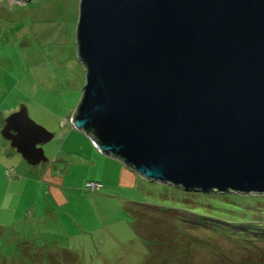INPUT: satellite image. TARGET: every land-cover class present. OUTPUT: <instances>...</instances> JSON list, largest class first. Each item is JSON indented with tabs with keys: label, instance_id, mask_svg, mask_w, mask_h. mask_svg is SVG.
Masks as SVG:
<instances>
[{
	"label": "water",
	"instance_id": "1",
	"mask_svg": "<svg viewBox=\"0 0 264 264\" xmlns=\"http://www.w3.org/2000/svg\"><path fill=\"white\" fill-rule=\"evenodd\" d=\"M70 123L143 178L264 192V0H79ZM0 137L28 164L53 132L24 104Z\"/></svg>",
	"mask_w": 264,
	"mask_h": 264
},
{
	"label": "rangeland",
	"instance_id": "2",
	"mask_svg": "<svg viewBox=\"0 0 264 264\" xmlns=\"http://www.w3.org/2000/svg\"><path fill=\"white\" fill-rule=\"evenodd\" d=\"M78 1L0 0V128L6 114L24 104L36 123L53 132L42 145L46 160L58 152L55 164L35 165L13 152L25 162L23 176L40 180L37 175L52 167L63 179L61 200L38 182L41 214L26 206L35 198L32 185L21 197H0V264H264V240L255 239L251 230L248 239L239 238L246 234L237 232L245 220L209 212L220 208L207 194L231 193L225 198L241 203L243 199L232 194L263 196L264 192L209 190L198 195L137 173L130 188L84 187L83 181L90 177L89 163L81 156L88 142L93 144L67 120L85 77L75 45ZM0 141L8 146L6 139ZM112 171L110 181L118 175ZM4 178L12 176L6 177L0 167V195ZM257 200L264 199L248 197L247 201ZM191 205L207 211L191 210ZM170 215L180 220L176 223ZM200 218L203 226L197 221ZM213 223L222 224L225 232H211ZM32 247L39 257L47 248L50 257L31 260L26 253L32 255ZM20 249L27 252L20 255Z\"/></svg>",
	"mask_w": 264,
	"mask_h": 264
},
{
	"label": "crops",
	"instance_id": "3",
	"mask_svg": "<svg viewBox=\"0 0 264 264\" xmlns=\"http://www.w3.org/2000/svg\"><path fill=\"white\" fill-rule=\"evenodd\" d=\"M69 131L70 128H67V130H65L67 134H69ZM59 135H61V132L59 133ZM2 142L3 141H0V167L3 168L4 175L6 177L10 175L12 176V178H4V186L2 187V193L0 197H3L4 195L5 200H9V198L13 199L16 196L21 197L24 194L26 195V193L29 191L28 188L32 185L31 189L35 191V198L34 200L32 199L31 202L28 201L26 203V206L27 208H31L34 214H36V212L41 214V210L38 208L39 204L36 201V191L39 182V185H41L42 183L45 184V186L49 191H51V193L56 194V196L54 197L55 199L61 200L59 198V195L60 185L63 179L59 174L54 173L52 167L49 169V171L37 175L40 180H34L30 178L29 175L23 176V171L26 169V166H24L25 162L21 160L18 154H14L15 151L13 148H11L9 145L7 146V144H3L4 142ZM89 143L90 142H88L89 146L87 152L85 151L83 156H81L83 162L89 163L87 164L89 165V167L86 173L90 177H87L85 180H97L101 183L100 187H103V190L105 191L109 190V188L113 186H118V188H130L132 185H134V180L137 175L134 171H132L124 164L117 162L116 158L107 154L100 153ZM57 152L50 157V161L46 160L47 162H45V164H55ZM41 162L37 164H40ZM5 164L12 165L6 166ZM45 168H49V166H46ZM14 169L18 173V177L14 176L16 174V172H14ZM37 169H40V167H37ZM112 169L116 171L118 175L116 178L110 181L109 175L113 173ZM85 180L83 182H85ZM0 201H2V198H0Z\"/></svg>",
	"mask_w": 264,
	"mask_h": 264
},
{
	"label": "trees",
	"instance_id": "4",
	"mask_svg": "<svg viewBox=\"0 0 264 264\" xmlns=\"http://www.w3.org/2000/svg\"><path fill=\"white\" fill-rule=\"evenodd\" d=\"M85 187V186H84ZM86 188V187H85ZM181 190V189H179ZM185 192V191H184ZM187 192H194L198 195H203L205 194V192H201L200 190H197V192L193 191H187ZM224 192V191H223ZM186 193V192H185ZM208 195L210 196H213L214 200L216 201V206L218 205L220 210H215V209H210L209 212H212V210L215 212V211H218L217 213L220 215V216H227V217H231L235 220H239V219H244L245 222L244 224H240L241 227L237 229V232L239 234V232H244L246 231L245 233L246 234H239V238L241 239H248V231H252L254 232L255 236L254 238H260L261 240H264V225L260 226L259 227V224H260V221L261 220H264V200L261 201V200H257L255 202H249L248 203V197H254V198H263L264 199V195L263 196H258V195H251V196H241V195H236V194H232L233 196L235 197H239V198H242L243 199V202H235V201H229L228 198H225L226 196L230 197L231 193L230 194H227V193H222V192H214V191H211V192H207ZM189 208L191 210H194V211H198L200 213H203L206 212L207 210L203 209L201 210L200 207H197V206H189ZM203 211V212H201ZM171 219H173L174 221H177L180 220V217H175V215H170ZM248 220V221H247ZM200 224L201 221H203V218H200L197 220ZM201 225V224H200ZM220 225V226H219ZM215 224L213 223L212 226L210 227L211 229V232L213 231H217L219 232L217 229L223 232H225L224 230V227L222 224ZM203 226V225H201ZM263 229V231H262ZM210 231V230H209ZM228 236V235H227ZM204 241V240H202ZM33 250H35V252L32 253H28L27 251L25 250H21L20 249V255H24L25 252L26 255L29 254V257L31 260H43V257H50L49 256V253H48V250L47 248L42 252V257H39L38 256V253L35 249V247H32ZM52 260H56V259H52ZM40 262V261H39ZM38 263V262H36Z\"/></svg>",
	"mask_w": 264,
	"mask_h": 264
},
{
	"label": "built area",
	"instance_id": "5",
	"mask_svg": "<svg viewBox=\"0 0 264 264\" xmlns=\"http://www.w3.org/2000/svg\"><path fill=\"white\" fill-rule=\"evenodd\" d=\"M8 172V171H7ZM101 184H100V182H98L97 180H92V179H90V180H86L85 182H84V186L86 187V188H88V189H94V188H97V187H99Z\"/></svg>",
	"mask_w": 264,
	"mask_h": 264
},
{
	"label": "clouds",
	"instance_id": "6",
	"mask_svg": "<svg viewBox=\"0 0 264 264\" xmlns=\"http://www.w3.org/2000/svg\"><path fill=\"white\" fill-rule=\"evenodd\" d=\"M68 120L70 121V116H69V119H68ZM89 140H90V139H89ZM91 143H92V142H91ZM100 184H101V183H100ZM100 186H101V185H100ZM100 186H99V187H100ZM87 189H88V188H87ZM191 190H192V189H191ZM208 191H209V190H208Z\"/></svg>",
	"mask_w": 264,
	"mask_h": 264
},
{
	"label": "bare ground",
	"instance_id": "7",
	"mask_svg": "<svg viewBox=\"0 0 264 264\" xmlns=\"http://www.w3.org/2000/svg\"><path fill=\"white\" fill-rule=\"evenodd\" d=\"M193 190H195V189H193Z\"/></svg>",
	"mask_w": 264,
	"mask_h": 264
}]
</instances>
